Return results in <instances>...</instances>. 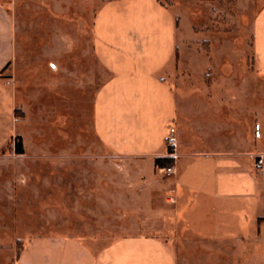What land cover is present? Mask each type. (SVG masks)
<instances>
[{"label": "crops", "instance_id": "obj_1", "mask_svg": "<svg viewBox=\"0 0 264 264\" xmlns=\"http://www.w3.org/2000/svg\"><path fill=\"white\" fill-rule=\"evenodd\" d=\"M76 1L0 0V72L14 56L18 7L57 19L73 17ZM87 1L92 50L109 73L93 98L92 124L112 163H99L83 185L75 220L92 222L88 230L37 238L16 264H224L243 253V264L264 263V0H248L258 9L247 23L228 15L226 33L188 11L184 29L175 3ZM236 34L250 64L236 76L234 65L226 75L214 71V56L198 46L206 40L213 55L212 37L221 35L230 53ZM170 156V165L155 164ZM124 215L127 233L104 243L110 222Z\"/></svg>", "mask_w": 264, "mask_h": 264}, {"label": "rangeland", "instance_id": "obj_2", "mask_svg": "<svg viewBox=\"0 0 264 264\" xmlns=\"http://www.w3.org/2000/svg\"><path fill=\"white\" fill-rule=\"evenodd\" d=\"M161 1L177 4L184 29L188 11L215 33L228 31V15L239 14L247 23L258 9L253 10L248 0L240 5L238 0ZM27 8L17 9L14 56L0 72V264H16L20 248L37 238L81 236L79 229L88 230L92 222L75 220L82 217L83 185L94 181L99 163H112L110 156H103L108 153L101 149L92 124L93 98L109 73L100 68L92 50L88 1H76L73 17L54 14L57 19ZM70 31L73 44L70 37L66 43ZM241 36L236 34V49L230 53L221 35L212 37L213 55L206 40L197 51L214 56V71L226 75L234 65L236 76L238 68L250 64ZM194 48L188 45V52L194 53ZM249 87L258 85L251 82ZM18 145L21 152L16 151ZM125 218L110 222L116 229L106 230L100 237L104 243L127 233ZM253 256L257 259L258 254ZM243 263L244 253L224 264Z\"/></svg>", "mask_w": 264, "mask_h": 264}, {"label": "trees", "instance_id": "obj_3", "mask_svg": "<svg viewBox=\"0 0 264 264\" xmlns=\"http://www.w3.org/2000/svg\"><path fill=\"white\" fill-rule=\"evenodd\" d=\"M17 152H21V148L20 146L18 145V148L16 149ZM168 152L169 153H172V149L171 147L168 148ZM172 157H165V158H156L155 159V164L158 165V166H165V165H170L172 163ZM22 248L23 246L20 248V251L17 255V258H16V262L18 261L19 257H20V254H21V251H22Z\"/></svg>", "mask_w": 264, "mask_h": 264}, {"label": "built area", "instance_id": "obj_4", "mask_svg": "<svg viewBox=\"0 0 264 264\" xmlns=\"http://www.w3.org/2000/svg\"><path fill=\"white\" fill-rule=\"evenodd\" d=\"M167 144L169 146H173L174 145V139H173V137H168L167 138ZM164 171H165V173L170 174V173L174 172V167L168 166V167H166L164 169Z\"/></svg>", "mask_w": 264, "mask_h": 264}]
</instances>
